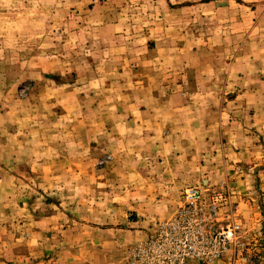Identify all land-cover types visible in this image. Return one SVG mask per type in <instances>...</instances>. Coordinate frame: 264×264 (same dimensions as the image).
Wrapping results in <instances>:
<instances>
[{"label": "rangeland", "instance_id": "1", "mask_svg": "<svg viewBox=\"0 0 264 264\" xmlns=\"http://www.w3.org/2000/svg\"><path fill=\"white\" fill-rule=\"evenodd\" d=\"M189 188L264 264V0H0V264H128Z\"/></svg>", "mask_w": 264, "mask_h": 264}, {"label": "built area", "instance_id": "2", "mask_svg": "<svg viewBox=\"0 0 264 264\" xmlns=\"http://www.w3.org/2000/svg\"><path fill=\"white\" fill-rule=\"evenodd\" d=\"M218 206L203 202L199 188L187 189L175 215L129 249L128 264H216L240 239L238 225H221Z\"/></svg>", "mask_w": 264, "mask_h": 264}, {"label": "crops", "instance_id": "3", "mask_svg": "<svg viewBox=\"0 0 264 264\" xmlns=\"http://www.w3.org/2000/svg\"><path fill=\"white\" fill-rule=\"evenodd\" d=\"M132 106V105H131ZM135 109H137L138 111H144L145 109L143 108V107H141V106H139V107H135ZM148 111L149 110H151V109H147ZM171 110L172 111H176V110H181V109H174V108H171ZM173 121V123H175V120H172ZM220 121V120H219ZM196 125H197V127H198V129H200L199 128V123L198 122H196L195 123ZM218 124H219V126L222 124V122H215L214 124H212V125H208V127L210 128V127H218ZM128 126H140V123L139 122H136V121H132V122H130L129 123V125ZM201 126L202 127H206L207 126V123L206 122H204V121H202L201 122ZM144 127H146V126H144ZM149 127H152V126H149ZM145 132V131H144ZM167 132V131H166ZM171 132H173L172 130L170 131V135L169 136H172L173 138H172V140H173V142L175 141L174 139H176L177 138V140L178 141H180V142H183V138L185 137L186 138V142H188L189 140H190V142H194V141H201L199 138H197V137H194L193 139H189L188 137H186V136H184V134H183V132H181V133H176L174 136L172 135V133ZM204 132V131H203ZM164 134V133H163ZM159 136H161V135H159ZM158 136V137H159ZM135 137V136H134ZM157 137V138H158ZM164 137H166L165 135H162V138L164 139ZM206 140V139H205ZM156 148H159L158 146H156ZM177 158H180V156H177ZM176 163V162H175ZM173 169L175 170V169H177V170H179V171H181V169H179V168H175V167H173ZM184 170V169H183ZM170 171H173V170H170ZM163 172V170L161 169V173ZM166 173H169V172H166ZM171 173V172H170ZM173 174H175L174 173V171H173ZM187 174L188 173H186V171H185V173H180V176L181 177H184L185 175L187 176ZM176 175V174H175ZM178 178V177H177ZM192 179H196V175H195V173L193 174V178ZM191 179V180H192ZM185 181V180H184ZM179 183H181V181L179 182ZM161 186H162V184H160ZM178 186H181V185H178ZM162 200L163 199H161V202H162ZM175 201V200H174ZM158 204H160V202H158ZM161 206V205H160ZM137 210V209H136ZM172 210V209H171ZM154 213H156V212H154ZM168 214H170V211H168ZM142 223H145V222H142ZM138 224H139V221H137L136 223H131V226L132 227H144V226H138ZM139 233H144L145 235H147V233L146 232H142V231H138Z\"/></svg>", "mask_w": 264, "mask_h": 264}]
</instances>
